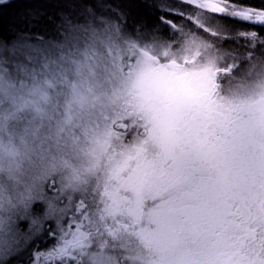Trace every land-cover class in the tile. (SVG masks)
<instances>
[{
	"label": "snow or ice",
	"instance_id": "snow-or-ice-1",
	"mask_svg": "<svg viewBox=\"0 0 264 264\" xmlns=\"http://www.w3.org/2000/svg\"><path fill=\"white\" fill-rule=\"evenodd\" d=\"M0 264H264V0H0Z\"/></svg>",
	"mask_w": 264,
	"mask_h": 264
}]
</instances>
